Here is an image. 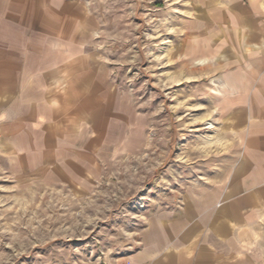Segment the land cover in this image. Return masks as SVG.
I'll return each mask as SVG.
<instances>
[{
  "label": "crops",
  "instance_id": "1",
  "mask_svg": "<svg viewBox=\"0 0 264 264\" xmlns=\"http://www.w3.org/2000/svg\"><path fill=\"white\" fill-rule=\"evenodd\" d=\"M187 1L225 159L89 264H264V0ZM95 25L82 0H0V185L94 177L121 98L90 47Z\"/></svg>",
  "mask_w": 264,
  "mask_h": 264
},
{
  "label": "rangeland",
  "instance_id": "2",
  "mask_svg": "<svg viewBox=\"0 0 264 264\" xmlns=\"http://www.w3.org/2000/svg\"><path fill=\"white\" fill-rule=\"evenodd\" d=\"M82 2L90 47L118 84V121L85 186L0 185V264L108 262L225 159L209 71L191 59L188 1Z\"/></svg>",
  "mask_w": 264,
  "mask_h": 264
},
{
  "label": "built area",
  "instance_id": "3",
  "mask_svg": "<svg viewBox=\"0 0 264 264\" xmlns=\"http://www.w3.org/2000/svg\"><path fill=\"white\" fill-rule=\"evenodd\" d=\"M124 264H130V263H124Z\"/></svg>",
  "mask_w": 264,
  "mask_h": 264
}]
</instances>
